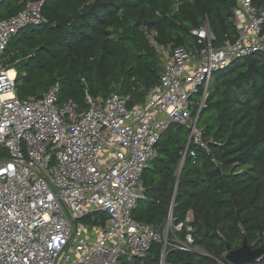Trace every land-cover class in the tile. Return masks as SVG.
<instances>
[{"label":"trees","instance_id":"obj_1","mask_svg":"<svg viewBox=\"0 0 264 264\" xmlns=\"http://www.w3.org/2000/svg\"><path fill=\"white\" fill-rule=\"evenodd\" d=\"M27 1L43 3L47 22L22 29L7 48L22 100L41 98L59 83L62 103L86 109L88 88L97 100L117 93L135 108L159 83L164 50L199 46L193 29L208 24L217 46L237 39V0H4L0 20L22 12ZM254 2L264 10V0ZM205 112L213 114L202 129L209 150L192 143L198 158L183 162L188 141L173 134L181 126H172L141 179L137 222L163 230L171 211L177 224L192 215L195 250L168 247L164 264H216L245 240L254 250L264 246V54L216 72L199 122ZM163 252L155 244L119 264H161Z\"/></svg>","mask_w":264,"mask_h":264},{"label":"built area","instance_id":"obj_2","mask_svg":"<svg viewBox=\"0 0 264 264\" xmlns=\"http://www.w3.org/2000/svg\"><path fill=\"white\" fill-rule=\"evenodd\" d=\"M254 1L237 0L235 42L215 45L208 24L193 29L199 46L174 48L159 83L135 108L117 93L97 100L88 88L86 109L62 103L59 83L41 98L20 99L7 48L22 29L47 22L43 3L27 1L22 12L0 20V264H119L155 244L164 247V264L168 247L195 250L190 215L177 224L170 213L164 229L155 230L132 214L162 135L189 127L183 160L196 161L192 143L209 150L197 124L214 74L264 54V10ZM226 256L216 264H231Z\"/></svg>","mask_w":264,"mask_h":264},{"label":"water","instance_id":"obj_3","mask_svg":"<svg viewBox=\"0 0 264 264\" xmlns=\"http://www.w3.org/2000/svg\"><path fill=\"white\" fill-rule=\"evenodd\" d=\"M3 2L4 0H0V4ZM181 173H182V168L179 172L178 179H180ZM171 214L173 215L172 211ZM154 229L156 230L157 228L154 227ZM263 258H264V246H261L260 248L254 250L248 245L247 240L244 241V244L241 248L237 250L229 249L228 254L226 256V259L231 264H249L260 261Z\"/></svg>","mask_w":264,"mask_h":264},{"label":"rangeland","instance_id":"obj_4","mask_svg":"<svg viewBox=\"0 0 264 264\" xmlns=\"http://www.w3.org/2000/svg\"><path fill=\"white\" fill-rule=\"evenodd\" d=\"M171 55H172V53H170L168 50H164L162 52L161 64L163 66L164 65H167L170 62ZM194 101L197 103V102H200L201 99H200V97L196 96L194 98ZM205 104H206V102H205ZM194 110H195V112H194V116L193 117L196 118L197 115H198V108H197V106L194 108ZM211 116H213L212 113L205 112L202 115L201 121L199 122V120H198V124H197L198 128L204 129L205 126L207 125V123L209 122V118ZM173 134H175L176 136H179V137H181L183 139H187V141H189V138H190V135H191V130H190L189 127H182L181 130L180 129L178 130V127H176V128H174ZM82 222H83L82 224H84L86 226L89 225L88 221L82 220Z\"/></svg>","mask_w":264,"mask_h":264},{"label":"crops","instance_id":"obj_5","mask_svg":"<svg viewBox=\"0 0 264 264\" xmlns=\"http://www.w3.org/2000/svg\"><path fill=\"white\" fill-rule=\"evenodd\" d=\"M183 162H184V160H183ZM191 219H192V215H191V213H190V216H189Z\"/></svg>","mask_w":264,"mask_h":264},{"label":"bare ground","instance_id":"obj_6","mask_svg":"<svg viewBox=\"0 0 264 264\" xmlns=\"http://www.w3.org/2000/svg\"><path fill=\"white\" fill-rule=\"evenodd\" d=\"M13 75V73H11Z\"/></svg>","mask_w":264,"mask_h":264}]
</instances>
